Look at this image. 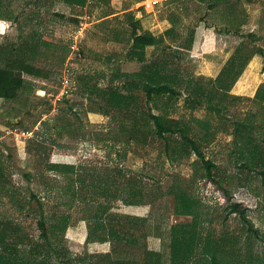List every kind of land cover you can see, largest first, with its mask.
Listing matches in <instances>:
<instances>
[{
  "label": "rangeland",
  "instance_id": "1",
  "mask_svg": "<svg viewBox=\"0 0 264 264\" xmlns=\"http://www.w3.org/2000/svg\"><path fill=\"white\" fill-rule=\"evenodd\" d=\"M34 1L26 0L25 4L34 6ZM142 1L145 0H93L87 11L72 6L73 12L68 11L66 15L67 18L73 15L72 21L62 24L64 27L58 30L55 43L44 40L40 44H26L29 51L24 60L48 72L49 77L30 78L28 84L32 92L23 91L15 101L0 100V189L4 188L0 190V223L6 225L7 242L22 256L37 253L41 262L49 255L51 264H60V258L70 264L81 261L107 264L104 256L91 254L89 243H104L98 239L109 237L111 232L117 238L109 240L113 243L112 250L116 247L122 251L124 260L130 264H145V254H155L149 243L151 230H161L159 235L161 239L164 237V246L168 245L172 252L179 247H174V234L182 228L188 231L185 235L182 232L176 234L183 240L178 251L186 250L183 236L191 244L193 237L196 239L191 260L206 255L213 248L220 254L217 259L222 257L225 261H237L235 256L239 260H264V177L259 170H240L230 155L235 148V123L248 118L261 103L255 99L264 84V24L259 19V9L247 8L252 18L243 24L241 18H237V10H233L234 5L230 4L231 9L228 2L221 6L224 16L232 15L231 19L227 18L232 29L229 38L220 42L222 49L230 53L225 66L235 60L222 85H215V79L224 72V66L220 67L218 74L212 71L218 68L220 54L225 57L226 52L215 54L206 47L198 52L194 41L186 63L181 64L186 80L180 89L182 97L155 96L149 105L146 91L141 87L126 91L135 96L142 110L148 111L150 106L154 114L167 117V125L188 131L189 138L198 141L207 133L211 135L210 143L203 144V152L217 166L213 174L229 191V198L213 182L194 181L195 172L204 170L195 154L173 163L168 160L165 142L158 135L148 136L144 141L140 135L136 137L141 140L138 142L132 139V135H136L129 132L134 123V113L113 109L103 96V91L115 89L121 83L115 76L120 73L133 76L141 71L142 64L127 57L133 50L132 18L140 22L137 27L139 35L156 37L166 34V24H170L168 17L175 12L181 17V31L186 36L190 28L198 30L204 26L210 28L211 22L217 24L216 18L207 11V5L214 0L205 3L200 0H172L154 10L149 6L139 8ZM18 2L21 4V0ZM36 2H41L47 11L51 0ZM238 7V12H241L244 5L239 3ZM60 12L65 13V8ZM87 16L91 18L89 26L80 33L81 24L89 20ZM205 16L207 23L199 19ZM243 25L246 28L242 30ZM253 30L258 35L254 39H246L245 36ZM71 43H76L75 51L71 50ZM15 45H9L10 51L17 50ZM38 45L41 46L39 50ZM241 45L244 47L237 56ZM154 53L152 48H147L144 55L149 61ZM255 57L261 58L255 61ZM248 66L251 69L247 72ZM0 67L4 68L1 62ZM201 76L205 81H202V96L199 92V98L205 106L191 110L184 105L187 103L184 99L190 94L194 96L192 90L197 91L194 88L196 78ZM191 80L193 83L188 91ZM172 137L181 141L182 135L179 133ZM56 164L75 166L74 179L81 178V182L85 180L87 184L91 183L92 176L105 180L113 175L117 177V183L108 195L102 188L83 186L82 189L81 182H77L75 190L80 192V197L68 209L60 204L73 200L70 194H63V189L70 185L68 179L62 173L48 170L49 166ZM115 170H123L124 178L118 177ZM176 177L190 182L181 183L184 187L192 185V193L200 204L197 217L176 215L173 196L179 188ZM131 180L143 185L145 202L142 206H127L122 201L128 198L126 187ZM119 183L122 184L120 189ZM33 191L43 203V209L32 199ZM100 205L108 207V213L103 217L106 231L101 233L95 221H84L87 216L85 209ZM233 206L238 214L231 213ZM244 211L248 220L253 222L254 229L242 219L240 214ZM43 214L48 227L57 223L62 215H71L66 234L59 237L51 235L46 240L38 225ZM90 236L95 239L88 241ZM173 254L174 258L182 259L186 252L176 256L174 251ZM208 257L211 258L210 255Z\"/></svg>",
  "mask_w": 264,
  "mask_h": 264
},
{
  "label": "trees",
  "instance_id": "2",
  "mask_svg": "<svg viewBox=\"0 0 264 264\" xmlns=\"http://www.w3.org/2000/svg\"><path fill=\"white\" fill-rule=\"evenodd\" d=\"M15 1V0H8ZM89 0H64V3H68L73 7L83 8L88 4ZM172 1V0H171ZM170 1V2H171ZM201 3L207 2V0H200ZM224 2H229V0H214L213 3H209L207 5L208 13L212 14V17L216 18L217 24L214 22L210 24L213 25L211 27H215V29L220 33H225L226 35L230 34L232 29L231 26L228 27L224 20L223 11L221 10V6ZM169 3V2H168ZM210 14V15H211ZM170 17V18H169ZM168 17V21L170 22L172 28L166 32V34L156 37L154 35H139L137 32V27L140 22H136L134 18H132L131 25L133 30L131 32L132 35V51L127 55L130 60H138L142 64V68L140 73L134 74L133 76H126L125 74H119L115 76L117 80H119L118 86L115 89H108L103 91V96L106 97L108 104L115 110H125L127 112L134 113V123L132 124L130 133H136V135H132V139L135 141H141L136 137H140L143 135V140L148 138V136H152L153 134L158 135L162 141L165 142L166 148L165 153L169 161L177 162L184 157H190L192 154H195L197 158L203 165L204 170L199 172H195L194 181H209L216 184L218 187H221L223 193L227 197H231L229 191L224 189L221 185L220 181L216 180L213 171L217 168V166L210 160H208L203 152V144L209 142L211 139L210 134H205L202 139L195 141L187 136L188 131H185L181 128H173L166 124L165 120L167 117L164 115H156L153 112V109L149 106V110H142L137 102L135 96H132L130 93H126V91L132 92L135 89H142L146 91L147 98L149 100V105L153 101L154 97H174L176 99L183 96L180 89H182L185 85L186 80L183 76V69L181 64L186 63L185 60L188 58L189 51L192 50L196 31L191 29L188 31L187 36L184 35L181 31L182 21L180 20V16L178 12ZM201 22L207 23L208 20L206 16L204 18H199ZM215 21V22H216ZM239 31V30H238ZM256 34H248L245 36L246 39H254ZM176 44V45H174ZM244 45H241L239 50L237 51V56L240 55V50ZM147 48H152L154 50V54L149 61L146 59L144 55ZM1 51V50H0ZM67 57V56H66ZM3 58L0 52V62L3 63L4 68L0 67V100L5 101H15L20 97V94L23 91L26 93H31L32 88L31 85L28 84L30 81L25 79V76L35 77V78H43L46 79L49 77V73L45 72L42 68H38L33 64H29L25 60L18 59H1ZM66 61L64 57L63 62ZM235 65V60L233 62L229 61L226 66H224V72H221L220 75L215 79V85H222L224 77L228 71V69L232 68ZM124 77L132 78L133 80L125 79ZM202 81H205L202 76L200 78H196L194 88H197V91L192 90L194 96L190 94L187 96L184 101L187 103L184 104L187 108L193 110L197 107L205 106V102L199 98V92L202 96ZM190 81L189 86H187L188 91L191 89ZM255 99L260 100V104L258 110H255L250 113L248 118L243 121H239L235 123L234 127V137H235V148L230 152L231 157L234 159V165L238 166L240 170L244 171H253L256 170L260 172V174L264 177V84H262L257 92ZM144 130V132H141ZM181 134V141L175 140L172 135ZM171 136H168V135ZM255 136V137H254ZM183 140V141H182ZM210 143V142H209ZM197 165V164H196ZM49 171L62 173L66 176L69 181V184L66 189H63V194H70L73 198L71 201H62L60 204L67 206L68 209H71L74 206V202L76 198L80 197L79 193L75 190V185L77 182H81V178L78 180V177H74L76 173V167L73 165H65V164H56L49 166ZM116 175L120 178H124L123 170H115ZM100 175V174H99ZM199 178V179H198ZM117 177L113 175L112 178L103 179V177L95 178L92 176L91 183L87 184L84 180L81 182L82 189L84 187H92L95 189L102 188L105 193H109L110 195L113 187H115ZM183 179V178H182ZM264 179V178H263ZM177 186L179 188L176 192H173V196L175 198V213L177 216H189V217H197L198 209L200 207L199 200L196 198L195 193L193 192L192 185L183 186V184H189L187 180H180L179 177L175 179ZM193 181V182H194ZM192 182V184H194ZM183 183V184H181ZM84 186V187H83ZM119 189L122 188V184L119 183ZM195 186V184H194ZM1 188L0 190H3ZM128 191V198L123 199L122 201L127 206L139 207L144 204L145 194L143 190L142 183L131 180V182L127 183L126 187ZM2 193V191L0 192ZM69 196V195H68ZM32 199L37 201L39 207L43 209V203L40 198L33 191L31 195ZM43 211V210H42ZM85 213H87L86 217H84V221H95L97 225V230L99 233L105 232V224L103 217L108 213L107 206H88L85 209ZM232 214H238V210L236 207L231 208ZM241 217L244 221L250 224L251 228L254 229V224L252 221L248 220L247 215L244 212H241ZM72 216L69 214L62 215L58 222L53 224V226L48 227L44 221V214L41 216L39 220V227L42 230V236L49 240V237L53 235V237H59L60 234H66L67 229L70 227ZM195 226V225H194ZM0 264H51V260L48 259L41 262L40 255L34 252L31 255L22 256L15 251L12 245L8 244L7 240L9 238L7 232L6 225L2 226L0 223ZM184 228V227H183ZM12 231V228L9 230ZM187 231H184L182 228L177 231L179 234H187ZM194 231L196 229L194 228ZM52 232V234H51ZM175 233V232H174ZM176 233V234H177ZM174 234L173 244L174 247H177L183 240L180 239L181 236H177ZM200 235V233L198 232ZM92 235V234H91ZM110 236L100 237L98 241L100 242H108L110 239L117 240L116 235L111 233ZM95 239L93 236L88 239V241ZM184 243H186L187 247L185 248L186 252L184 259L186 261L190 260L191 254L194 252L193 242L196 240L193 237L192 244L188 241V238L183 236ZM213 242V240H211ZM211 243V242H210ZM185 245V244H184ZM173 250L176 252V256L181 255V251ZM38 255V256H37ZM211 256L209 258L208 256ZM65 256V254H64ZM220 254L214 252V248L209 250L206 255H203L199 260H213L212 264H226L227 261L225 259L218 258ZM178 258V257H175ZM233 258V257H232ZM236 259L239 260L238 257L235 256ZM39 259V260H38ZM222 259V260H221ZM231 259V258H230ZM49 262L47 263V261ZM60 264H69L65 262V259L60 258Z\"/></svg>",
  "mask_w": 264,
  "mask_h": 264
},
{
  "label": "crops",
  "instance_id": "3",
  "mask_svg": "<svg viewBox=\"0 0 264 264\" xmlns=\"http://www.w3.org/2000/svg\"><path fill=\"white\" fill-rule=\"evenodd\" d=\"M18 1L19 0H15L13 2L8 0H0V50H1V55L4 59L11 58L10 54H12L13 55L12 59L24 60L26 56L25 54H27V51H29V48H27V46L31 44H40L41 41L44 40L51 43H55L56 41L54 40V38L55 36H57L58 30L64 27L62 26V24L67 25L68 21H72L71 19L73 15H69L68 16L69 19L67 18L66 15L68 11L69 13L73 12V7L66 2L63 3V1L61 0H51L50 7L47 11L45 10L41 2H36V0L33 2L35 5L34 6L30 5L29 7H27V5L25 4L26 0H21V4ZM235 1L237 2L231 0L230 3L228 2L227 6H229L230 9L232 5L235 6L233 10H237L235 12L239 15L237 16V18H241L243 24H247V20H250L252 18L250 17L251 14L250 11L246 10L247 8H252V7L259 9V14H260L259 19H261L262 23L264 24V0H235ZM239 3L244 5V8L241 7V12H238ZM63 8H65V13L60 12ZM231 16H227V17L224 16L225 23L228 27H229L228 25L229 22L227 18L231 19ZM62 20H65V23L62 22ZM135 21L138 22V20L136 19ZM211 26L210 28L204 26V28L200 27V29L198 30L195 29L196 35L200 32L195 38V45H194L195 50L199 52L200 50L205 49L206 47L209 48L208 50H210L211 53L215 52L216 54L218 52L220 53L226 52L227 50L222 49V47L220 46V42H223L226 38L228 39L229 35H226L225 33H220L215 29V27H211ZM130 27L132 32L133 27L131 25V21H130ZM171 28H172L171 24L167 23L165 27V31H168ZM245 28L246 27L243 25L242 30ZM241 33H245V32L241 31ZM251 33L258 35L256 30H253L252 32H250V34ZM47 37H49V39H47ZM10 44L11 45L17 44L15 45V47H17V50L14 49L10 51L9 48ZM224 44L226 45V43ZM40 48L41 46L38 45L37 50H39ZM229 54H230L229 52H226L225 57L220 54L219 57H221L220 58L221 61L217 65L218 66L217 70L212 71L214 72V74L215 73L218 74L222 69L220 67L225 66L226 58L229 56ZM259 58L261 57H255V61ZM250 69L251 66H248L247 72ZM25 78H29L28 80H30V78H34V77L25 76ZM39 92L45 93L42 89H39ZM156 231L157 232L155 231L153 232L151 230V233L149 234L150 235L149 243H151V245L153 246L155 254L147 252L145 254L147 255V259H146L147 262L145 264H200V263L212 264L213 263V260H209V259L199 260L200 258H202L201 255L194 260L190 259L188 261H186L184 258L181 259V257L175 259L173 257L174 255L173 251L172 252L169 251L168 245L164 246L165 245L164 244L165 240L163 239L164 237H162L161 239L159 235V233H161V230L157 228ZM85 241H87V237L85 238ZM112 244L113 243H111L110 241L105 243H89L91 254L104 256V259H106L107 264H123L124 261H126V264H130L131 262L124 260L122 251L118 250V248L116 247L113 248L112 250L111 247ZM138 249H136V251ZM136 253L138 256L145 258L144 256H141L139 252ZM149 255L151 256L152 260L149 257ZM65 262L68 263V260H65ZM237 262L240 264H264V260L258 259L256 261L253 260L249 261L248 258H243L237 261L229 260L227 261L226 264H237ZM79 264H88V263L86 261L84 262L81 261L79 262Z\"/></svg>",
  "mask_w": 264,
  "mask_h": 264
},
{
  "label": "built area",
  "instance_id": "4",
  "mask_svg": "<svg viewBox=\"0 0 264 264\" xmlns=\"http://www.w3.org/2000/svg\"><path fill=\"white\" fill-rule=\"evenodd\" d=\"M171 0H145V1H142V3H140L139 4V8H143V9H145V8H147V6H149L150 8H152V10H154V9H156L157 7H159V6H161V5H164V4H166V3H168V2H170ZM93 2V0H89L88 1V4H87V6L84 8L86 11H87V9H88V6L91 4ZM147 4V5H146ZM89 18V20H87V22L86 23H82L81 24V30H80V33L82 32V31H84V29L86 28V27H88L89 26V22L88 21H90L91 20V18L89 17V16H87V18L86 19H88ZM85 32V31H84ZM78 37V36H77ZM71 44H73V43H71ZM71 50L72 51H75L76 50V43L75 44H73L72 46H71ZM70 62L72 61V57L70 58V60H69ZM71 73V71L69 70V74Z\"/></svg>",
  "mask_w": 264,
  "mask_h": 264
}]
</instances>
